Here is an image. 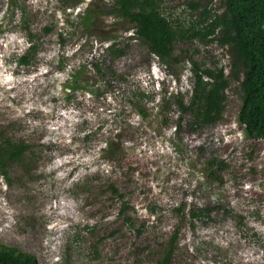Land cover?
I'll list each match as a JSON object with an SVG mask.
<instances>
[{"label":"rangeland","instance_id":"obj_1","mask_svg":"<svg viewBox=\"0 0 264 264\" xmlns=\"http://www.w3.org/2000/svg\"><path fill=\"white\" fill-rule=\"evenodd\" d=\"M221 1L159 6L188 28L203 9L219 16ZM111 4L0 0V143L30 148L0 173V244L36 264H158L169 249L168 264H264V141L237 123L228 48L177 42L178 60L165 64L133 24L107 14ZM37 41L31 63L18 65ZM111 45L123 53L112 56ZM191 63L223 68L229 84L221 119L198 129L175 102H189ZM71 73H81L80 88L65 89ZM210 160L225 164L213 170L218 180Z\"/></svg>","mask_w":264,"mask_h":264},{"label":"trees","instance_id":"obj_2","mask_svg":"<svg viewBox=\"0 0 264 264\" xmlns=\"http://www.w3.org/2000/svg\"><path fill=\"white\" fill-rule=\"evenodd\" d=\"M65 6H76L81 0H60ZM111 8L107 14H115L128 20L134 25V35L144 43L148 52L168 64L170 60L176 62L174 45L177 42L199 40L205 43L216 42L221 48H228L230 57L228 78L239 81L240 108L236 119L243 128L246 138L264 141V0H222L223 12L216 16L210 10L203 9L200 19L191 27L183 28L173 25L163 16L159 6L160 0H111ZM187 8L191 11L199 10L200 4L188 2ZM86 18L83 24L89 22ZM27 33L26 19L21 16L19 21ZM204 26V27H203ZM203 27V28H202ZM49 32V29H44ZM29 43L32 42L28 36ZM34 44H28L24 55L18 60V65L28 66L35 56ZM108 51L112 56L123 53L115 45ZM192 65L193 90L188 104L181 98L175 102L182 115L189 114L190 125L195 129L216 124L222 117L225 108V91L229 84L224 74V69H200L195 63ZM95 73L100 75L98 65H93ZM241 74V78L240 75ZM81 73H71L65 89L75 90L80 88L79 78ZM207 79V81H204ZM81 80V78H80ZM144 116L142 110L138 112ZM30 148L23 143L15 144L10 140L0 143V173L6 178L5 167L8 163H20ZM111 156L109 145L106 150ZM208 176L218 180L216 170L221 171L225 164L210 160L208 163ZM113 195L120 197L118 190L108 187ZM122 213L128 207L122 208ZM193 217L199 216L192 213ZM174 241V239H172ZM171 241V242H172ZM172 249H169L158 262L168 264ZM0 264H36L34 258L17 248L0 244Z\"/></svg>","mask_w":264,"mask_h":264}]
</instances>
